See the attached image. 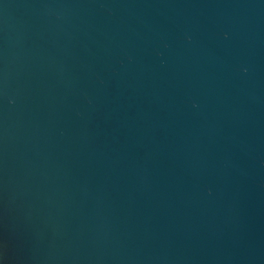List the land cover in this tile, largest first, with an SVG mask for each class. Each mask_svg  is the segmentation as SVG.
Masks as SVG:
<instances>
[{
    "label": "water",
    "instance_id": "obj_1",
    "mask_svg": "<svg viewBox=\"0 0 264 264\" xmlns=\"http://www.w3.org/2000/svg\"><path fill=\"white\" fill-rule=\"evenodd\" d=\"M0 264H264V0H0Z\"/></svg>",
    "mask_w": 264,
    "mask_h": 264
}]
</instances>
